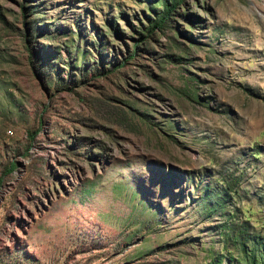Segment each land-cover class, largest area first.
<instances>
[{
    "label": "rangeland",
    "instance_id": "374dc122",
    "mask_svg": "<svg viewBox=\"0 0 264 264\" xmlns=\"http://www.w3.org/2000/svg\"><path fill=\"white\" fill-rule=\"evenodd\" d=\"M0 264H264V0H0Z\"/></svg>",
    "mask_w": 264,
    "mask_h": 264
},
{
    "label": "trees",
    "instance_id": "16d2710c",
    "mask_svg": "<svg viewBox=\"0 0 264 264\" xmlns=\"http://www.w3.org/2000/svg\"><path fill=\"white\" fill-rule=\"evenodd\" d=\"M167 15H162L161 19H160V24L162 25L164 22H165V19H166Z\"/></svg>",
    "mask_w": 264,
    "mask_h": 264
}]
</instances>
